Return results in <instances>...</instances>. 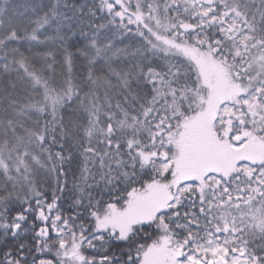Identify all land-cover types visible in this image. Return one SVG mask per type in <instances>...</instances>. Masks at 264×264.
<instances>
[{
  "label": "snow or ice",
  "instance_id": "obj_1",
  "mask_svg": "<svg viewBox=\"0 0 264 264\" xmlns=\"http://www.w3.org/2000/svg\"><path fill=\"white\" fill-rule=\"evenodd\" d=\"M0 264H264V0H0Z\"/></svg>",
  "mask_w": 264,
  "mask_h": 264
},
{
  "label": "trees",
  "instance_id": "obj_2",
  "mask_svg": "<svg viewBox=\"0 0 264 264\" xmlns=\"http://www.w3.org/2000/svg\"><path fill=\"white\" fill-rule=\"evenodd\" d=\"M81 65H82V61L78 59L74 66V72L76 73L77 76L80 75V73L83 71Z\"/></svg>",
  "mask_w": 264,
  "mask_h": 264
}]
</instances>
